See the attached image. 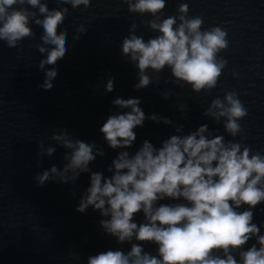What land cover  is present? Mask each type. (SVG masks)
<instances>
[{"label": "clouds", "instance_id": "1", "mask_svg": "<svg viewBox=\"0 0 264 264\" xmlns=\"http://www.w3.org/2000/svg\"><path fill=\"white\" fill-rule=\"evenodd\" d=\"M57 5L88 9L92 0H55ZM131 14L150 16L141 21L157 35L145 40L135 22L122 39V57L137 69L136 90L153 84L149 70H170L172 82L188 85L196 92L209 93L217 87L227 61L219 53L229 46L228 34L220 26L202 30L201 16L189 17L187 3L178 5L175 15L165 16L167 0H121ZM38 10V11H37ZM68 7L49 8L47 0H0V41L17 48L26 38H34L30 26L43 29L41 43L33 45L43 58L37 67L44 72L39 88L50 91L58 76L56 65L68 52V30H61ZM73 42L87 32L83 23L74 29ZM115 78L107 77L104 90L114 91ZM167 83V81H166ZM158 84V81H157ZM169 99L167 91L161 93ZM139 98L116 97L112 104L120 110L110 114L100 128L109 148L121 149L107 167L110 176L92 171L90 164L103 157L102 145L76 138L66 128L54 129L50 139L66 151L62 167L52 165L38 173V186L47 182L75 184L81 174L90 173V184L82 193L75 211L91 207L103 217L100 228L118 244L130 249L107 250L87 258V264H264V234L254 223L255 210L264 204V151L236 140L243 128L240 121L248 110L235 90L225 91L203 111L216 124L223 122L232 139L202 124L184 133L182 124L159 114L146 115ZM181 113L186 105H179ZM145 120L169 125L175 134L159 147L144 140L134 153L135 129ZM55 145L37 142L38 157H52ZM42 161L38 162L41 163ZM164 200L173 203H160ZM180 201V202H175ZM243 209V210H241ZM264 211V209H262ZM143 222L137 223V214ZM250 240L255 242L246 247ZM156 245V254L145 251ZM70 258L78 259L77 253Z\"/></svg>", "mask_w": 264, "mask_h": 264}, {"label": "water", "instance_id": "2", "mask_svg": "<svg viewBox=\"0 0 264 264\" xmlns=\"http://www.w3.org/2000/svg\"><path fill=\"white\" fill-rule=\"evenodd\" d=\"M47 2L50 9L69 8L61 25V30H68V52L56 65L59 74L50 91L38 87L44 80V72L37 67L43 56L33 46L41 43L43 29L31 24L35 37L24 39L17 48L0 41V264H87L91 255L130 249V244H118L103 233L99 223L103 217L98 211L91 207L85 213L75 211L90 184V173L81 174L75 184L47 182L38 186L34 180L44 169L65 163L66 150L50 139L57 128L102 145L105 155L97 157L90 168L111 175L107 167L121 149L109 148L99 130L110 114L128 111L113 106L116 97L141 99L146 115L166 116L174 124H182L185 134L208 124L232 139L223 122L216 124L203 116V111L213 99H223L225 91L235 90L249 113L240 121L243 132L236 140L243 137L242 142L253 150L264 151V0H167L165 16L175 15L178 5L187 3L189 17H203L202 30L220 26L227 31L229 46L219 53L227 65L217 87L209 93L173 83L167 68L159 74L149 70L153 84L134 88L137 69L122 57L120 45L134 22L140 25L136 34L145 40L157 35L141 25L152 17L129 13L121 0H92L88 9ZM81 23L87 32L73 42L74 29ZM109 75L115 78L111 93L104 90ZM165 91L169 99L161 96ZM181 104L187 106L186 113L178 110ZM135 131L137 139L126 149L133 153L146 139L159 147L175 134L172 126L151 120ZM40 140L44 147L56 146L52 157H38ZM262 209L264 204L255 210L253 222L258 226L264 222ZM143 219L142 213L135 217L137 223ZM254 242L250 240L246 247ZM144 248L156 254V245L145 244ZM71 253H77L78 259L70 258Z\"/></svg>", "mask_w": 264, "mask_h": 264}]
</instances>
